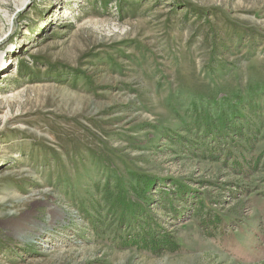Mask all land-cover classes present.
Segmentation results:
<instances>
[{
    "label": "rangeland",
    "instance_id": "rangeland-1",
    "mask_svg": "<svg viewBox=\"0 0 264 264\" xmlns=\"http://www.w3.org/2000/svg\"><path fill=\"white\" fill-rule=\"evenodd\" d=\"M0 264H264V0H0Z\"/></svg>",
    "mask_w": 264,
    "mask_h": 264
},
{
    "label": "trees",
    "instance_id": "trees-1",
    "mask_svg": "<svg viewBox=\"0 0 264 264\" xmlns=\"http://www.w3.org/2000/svg\"><path fill=\"white\" fill-rule=\"evenodd\" d=\"M235 169V168H234ZM235 171H237V170H235ZM140 182L139 183H141V181L142 180H139ZM144 182H143V185H146V187L147 188H145V192L146 191H148L149 190V188H150V182L149 183H145L146 181H147V179H145V180H143ZM141 189H143V188H141ZM142 193H144V192H142ZM146 196H145V193L143 194V199L145 198ZM211 222H212V220H207V219H204L203 220V222H202V227L203 228H205L206 230H208V229H210V224H211ZM213 224H216L217 225V227H219V222H213ZM148 228V227H147ZM146 228V229H147ZM147 238H149V237H147ZM165 243V242H164ZM171 242L169 241V242H167V245H169Z\"/></svg>",
    "mask_w": 264,
    "mask_h": 264
}]
</instances>
